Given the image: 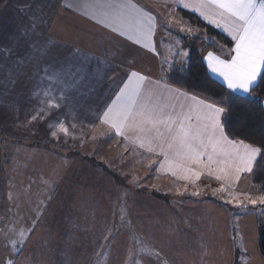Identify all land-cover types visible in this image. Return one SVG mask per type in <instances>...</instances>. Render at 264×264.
Returning <instances> with one entry per match:
<instances>
[{
  "label": "rangeland",
  "instance_id": "1",
  "mask_svg": "<svg viewBox=\"0 0 264 264\" xmlns=\"http://www.w3.org/2000/svg\"><path fill=\"white\" fill-rule=\"evenodd\" d=\"M65 2L0 0V264L63 263L59 259H43L44 253L59 250L58 212L41 213L38 206L49 201V186L59 182L60 172L65 169V162L58 163V158L66 156L78 161L70 165L73 181L67 184L69 198L72 203L76 199L85 206L84 234L93 225V238L99 239L97 246L92 245L99 256L67 263L264 264L258 250L259 232L264 233V194L251 187L249 175L233 189L209 180L202 188L155 179L153 159L118 145L99 126L98 117L105 101L94 96L106 88L104 81L110 68H95L86 56L61 50L58 42L70 41L77 23L63 12ZM188 24L186 18L176 19L173 15L166 25L158 26L155 43L159 58H163V69L167 56L177 58L179 65L185 64L193 39L200 38L202 45L216 42L203 30ZM126 50L111 55L113 59L106 62L113 67L112 71L116 68L126 75L130 70L128 64L138 71L150 67V59L146 61L142 54ZM104 54L109 58L107 50ZM60 60L73 67H65ZM89 62L92 72L87 68ZM62 76L66 77L65 82L60 81ZM17 91L22 93L17 96ZM49 102L59 106L50 107ZM29 106L35 108V129L30 126V131L22 125L18 132L3 130L10 127L7 124L13 112L26 115L31 112ZM125 173L133 179L124 180ZM229 184L232 185L231 181ZM138 188L147 193L134 197L133 189ZM128 189L133 193L132 199L139 198L136 203L145 199L148 202L147 212L141 214L125 204L130 221L127 227L123 204L125 198L129 200ZM56 190L53 204L60 200V191ZM207 201L213 203L208 204L211 211L203 203ZM86 207L99 210L88 212ZM47 217L53 222L49 224L51 233L43 232L39 241L37 238L35 243L28 244V228L43 229ZM156 217L162 218L160 226L164 227H155ZM20 232L24 233L23 243ZM134 232L136 236H132Z\"/></svg>",
  "mask_w": 264,
  "mask_h": 264
},
{
  "label": "crops",
  "instance_id": "2",
  "mask_svg": "<svg viewBox=\"0 0 264 264\" xmlns=\"http://www.w3.org/2000/svg\"><path fill=\"white\" fill-rule=\"evenodd\" d=\"M107 2V0H66V5L63 6V12L67 14V16H72L76 19V25H75V32L74 36L71 37L70 41H60L58 42V45L61 47V50L64 52H71L78 54L82 57H87L90 62H92L94 65H96L95 68H110L109 71L106 72V80L104 81V86L106 88H102V91H100V95L94 96L97 100H104L105 103L101 106V112L98 117V124L102 128L106 129L110 136L113 137L119 144L123 145L127 149H133L137 153H140L141 155H147L148 158L153 159L154 166L152 169L153 175L156 179H167L172 183L178 184L182 187H192V186H201L204 188L205 181H215L219 183L218 185L223 186L224 188L231 187L233 189V186L237 185L238 182L240 183L242 179H244L245 176H248L250 172H240L239 173V179H235L236 173H235V166L232 163V159L228 155H220L215 157L216 160L224 162L227 161V163H214L211 166V175L209 174V169L206 168L203 164L198 165H192V172H188L185 169H182L178 167V164L176 162V158L173 152L169 151L167 149V144L163 141L157 138L156 132L154 129H152V126L150 124L143 125V131L139 129H125L124 135H117L115 132V129L110 127L108 124H105L102 122V116L104 111L107 110V107L112 104V101L115 100L116 95L119 93V89L123 87V84L127 81L128 76L131 72H137L138 74L146 77V80L144 82L145 89H144V95L142 97L144 105L149 110H155L171 115H178L181 112L184 114L191 115L192 117H196L198 115L207 114L208 109L205 107L208 104L207 102L198 99L196 97H193L191 95L186 94L185 92L178 90L174 87L169 86L166 83V76L169 73V71L173 68V66H185V64L179 65L177 63V58H173V56L170 58V56L166 59H164V69L160 67L161 60L158 56L157 47H156V35L159 25H166V21H168L169 18H172L173 15L176 19L182 18L183 13H189L197 17L203 24L210 26L211 28L215 29L218 33L223 35L228 41H230V46L223 45V44H217L216 42L211 44L208 43L207 45H215L214 48L207 47L202 49L201 52V58L203 60V63L205 64V67L207 69L208 74L218 82H220L227 90H229L232 93H235L237 95H247L248 93H245L241 90H230L227 88L226 82L223 80V77L219 76L216 73L211 72V70L208 68V54L212 53L214 56L219 57L223 60H231L232 56L234 55V52H232V49L235 48V41L232 39V37L224 30L223 27H217L215 24L210 23L208 19H205L204 16L200 14L199 11L195 10L192 7H184L183 3H189V4H196L199 3V0H183V2H177V0H117V2L120 3H130L136 6V8L142 9L145 13L150 14L155 18V26L153 29V33L151 37L148 40L141 39L140 43H136L135 40L129 39V31L125 30L124 34H120V32L113 31V28L115 25L112 24H102L99 23V20L103 19L102 10L89 7L86 5H93L98 3ZM154 6V7H152ZM159 11V13L157 11ZM129 13H132L133 10H126ZM166 13L167 16L161 15V13ZM168 13H170V17H168ZM189 27H197L191 24L188 21ZM203 30L202 28H199ZM204 31V30H203ZM205 32V31H204ZM134 34V33H133ZM148 43V47H144V44ZM105 45V48L103 47ZM108 47V48H107ZM127 48L128 52L126 53H140L143 57L147 58L146 61L149 59L150 67H147L144 69V71H138L135 69H132L130 64H128V67H130L125 74L118 73L116 71V68L112 69L113 67H110L109 64L111 59V55H119L118 53H122V51ZM105 50L109 53L108 57L106 58ZM124 52V51H123ZM163 50L161 51V53ZM123 56V55H122ZM121 56V57H122ZM125 56V55H124ZM123 56V57H124ZM48 59V58H47ZM131 59V58H130ZM106 60V61H105ZM59 61V60H58ZM64 62V63H63ZM89 62V67H87L91 71V64ZM107 62V63H106ZM129 62V61H128ZM51 62L49 61V64ZM60 63L65 64V67L71 66L67 65L65 61L60 60ZM81 63V61H80ZM73 67V66H71ZM75 69L76 66H74ZM79 67V66H78ZM117 67H121L118 65ZM153 69V70H152ZM111 70V71H110ZM123 70V69H122ZM263 71V69L261 70ZM79 74V73H78ZM100 73H98L99 76ZM75 75V74H74ZM109 77L107 78V76ZM61 82H65L64 76L60 77ZM76 78H79L78 75H76ZM260 76L257 77L255 84L258 82ZM113 79V80H112ZM83 80L85 78L83 77ZM112 80V81H110ZM77 83H80L79 79L77 80ZM3 82V81H1ZM67 82V81H66ZM86 83V82H85ZM88 83V82H87ZM84 84V83H82ZM86 85V84H84ZM252 86V87H253ZM14 90L15 87L13 88ZM101 90V89H100ZM21 91H17L16 95L19 96ZM22 93V92H21ZM19 99V98H18ZM17 105H15L16 107ZM215 107V106H214ZM31 109V112L21 114V113H12V120L9 124H7L8 128H5L3 130H10L13 132H18L21 130V126L27 125V130H30L33 128L35 129V120L33 117L35 116V108L34 106H29ZM263 108H264V100H263ZM15 117V119H14ZM22 118V119H20ZM222 121V113L220 115V122ZM222 125V123H221ZM31 126V129H30ZM161 131H164V127L161 125L159 126ZM167 135V134H166ZM125 136L128 138L125 139ZM151 141V143H150ZM141 143L144 144V147H141ZM159 144H164V151L168 155V159H165L164 155L160 154L161 149L158 147ZM237 146H239L240 142H235ZM152 147L153 151H148V148ZM45 148V147H44ZM220 148L223 149L225 153H234V149L232 145H228L226 143L221 144ZM239 151L243 153V149L240 148ZM259 155V154H258ZM256 156V159L258 157ZM65 156V155H64ZM54 158V157H53ZM58 158V157H57ZM57 158H54L57 160ZM255 159V161H256ZM65 162L64 171L60 172L59 176V182L53 186V185H47L49 186V189L51 190L48 192V198L49 201L44 202L43 207L41 209V213L44 211H47L53 215V213L58 212V236H59V250L57 252H46L43 254V259L51 260L53 259H59V261H63L62 264H69L67 261H76L81 259H93L95 256H99L98 252H96L94 249L92 250V245H98L99 239H94L93 236H95L94 231H92L93 225H91V231L87 232V234H84V225H83V218L85 211V206L78 203V201L75 199L74 203H72L71 198H69L68 194V181H73V168L70 165H75V163H78V161H75L72 156L68 157L66 156V159H59ZM253 162V165L255 163ZM252 165V167H253ZM69 166L71 167V170L69 169ZM141 168V167H140ZM221 168H227L229 170V178L228 179H220L217 180L216 176H224V173L220 171ZM69 170V172H68ZM175 173V174H174ZM81 174V173H80ZM78 176V173H76ZM134 176L124 174L122 178L124 180L131 181ZM48 179V177L46 178ZM144 179V177H143ZM77 180V179H76ZM48 181V180H47ZM45 181V186L49 182ZM231 181L232 185L229 184ZM213 183V182H212ZM53 186V188H52ZM59 189L60 193V200L58 203L53 204L52 198L55 197V194L57 192L56 189ZM145 188V187H144ZM54 189V190H53ZM129 194V200L125 198L124 205V222L125 226H130V221L128 219L127 211H129L126 205H129L130 209L134 212L139 211L140 214L147 212V200L143 201H137L132 199V195L134 193V197L138 194L141 195L143 193H147L146 189H133V193H130V189L127 190ZM46 195V193H45ZM128 197V196H127ZM19 199V198H18ZM70 199V201H69ZM129 202V203H128ZM52 203V204H51ZM205 205H207V211H211L210 205L213 204L210 201L203 202ZM217 205V204H216ZM20 206V205H19ZM159 206V204L157 205ZM30 208V207H29ZM89 208L90 211H97L99 208L95 207V209ZM31 209H34V206L31 207ZM145 209V210H144ZM0 210H3L0 208ZM28 213H30V209L26 210ZM45 213V212H44ZM132 215V213H130ZM44 215V214H43ZM43 218V217H42ZM145 219V218H144ZM159 219V220H158ZM47 221H43V229H36L35 226H31L27 230V242L28 244L32 242H36L37 238L39 241L40 237L43 232L51 233L50 232V223H53L50 220V218H46ZM53 220V216H52ZM134 222V221H132ZM142 222V221H141ZM147 220H145V225ZM159 222V223H158ZM160 222L162 224V218L156 217L155 221V227L157 228L158 224L161 228L164 227V224L160 226ZM45 224V225H44ZM143 225V224H141ZM53 227V226H51ZM88 227V226H87ZM146 228V227H145ZM136 232L133 233L132 236H136ZM229 237V236H228ZM231 238V237H230ZM259 250V248H258ZM260 252V251H259ZM35 254V253H32ZM262 257V256H261ZM263 259V258H262ZM71 264V263H70Z\"/></svg>",
  "mask_w": 264,
  "mask_h": 264
},
{
  "label": "snow or ice",
  "instance_id": "3",
  "mask_svg": "<svg viewBox=\"0 0 264 264\" xmlns=\"http://www.w3.org/2000/svg\"><path fill=\"white\" fill-rule=\"evenodd\" d=\"M86 6L102 10L104 18L99 20V23L115 25L113 31L122 35L128 30L130 33L128 38L135 40L136 43H140L141 39L148 40L153 33L155 18L133 4L107 0ZM183 6L194 8L210 23L223 27L235 41L231 60H223L209 53L208 68L223 77L228 89L248 93L264 69V0H199V3H183ZM126 10L133 12L129 13ZM148 46V43L144 44V47ZM145 80L146 77L131 72L115 100L104 111L102 122L115 129L117 135H124L125 129L143 131V125L150 124L157 138L163 140L167 144V149L174 153L178 167L188 172L193 171L192 165L203 164L211 175L212 164L227 163L215 159L220 155H228L232 159L235 179H239L240 172L252 171L253 162L260 154L261 148L244 144L243 141L237 146L234 141L228 139L220 122L223 108L206 105L207 114L195 118L183 112L171 115L149 110L142 100ZM49 106L59 105L49 102ZM35 118L34 116L33 119ZM161 125L164 131L160 129ZM61 130L67 134L66 128L61 126ZM127 138L125 136V139ZM224 143L232 145L234 153H225L220 148ZM140 146L144 147V144L141 143ZM158 147L161 149L160 154L167 160L164 144H159ZM240 148L243 149V153L239 151ZM153 150L152 147L148 148L150 152ZM220 171L224 176L217 175V180L229 178L227 168H221ZM252 203L255 204L256 201ZM261 203H264V199ZM19 235L20 242L23 243L24 233L20 232Z\"/></svg>",
  "mask_w": 264,
  "mask_h": 264
},
{
  "label": "trees",
  "instance_id": "4",
  "mask_svg": "<svg viewBox=\"0 0 264 264\" xmlns=\"http://www.w3.org/2000/svg\"><path fill=\"white\" fill-rule=\"evenodd\" d=\"M183 16L194 26L202 28L217 44L230 46V41L194 15L184 12ZM201 41L200 38L193 39L188 46L185 66H173L166 76V83L208 104L223 108L221 123L228 139L261 148L249 174V181L256 192L264 194V69L247 95L232 93L208 74L201 52L215 45H202ZM258 248L264 260L263 231L259 232Z\"/></svg>",
  "mask_w": 264,
  "mask_h": 264
}]
</instances>
